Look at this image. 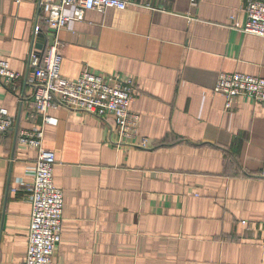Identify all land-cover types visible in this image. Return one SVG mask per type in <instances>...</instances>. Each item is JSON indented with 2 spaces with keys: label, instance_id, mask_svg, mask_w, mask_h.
<instances>
[{
  "label": "crops",
  "instance_id": "crops-1",
  "mask_svg": "<svg viewBox=\"0 0 264 264\" xmlns=\"http://www.w3.org/2000/svg\"><path fill=\"white\" fill-rule=\"evenodd\" d=\"M125 1L58 35L61 77L132 79L137 119L124 139L112 116L47 111L56 123L42 142L63 197L54 264H264V104L238 97L228 109L212 91L219 73L264 78V38L232 28L247 0ZM39 4L0 0V60L19 74L12 89L0 82L15 122L0 134V264H24L27 251L36 152L17 139L41 123L26 82L30 53L52 43Z\"/></svg>",
  "mask_w": 264,
  "mask_h": 264
},
{
  "label": "built area",
  "instance_id": "built-area-1",
  "mask_svg": "<svg viewBox=\"0 0 264 264\" xmlns=\"http://www.w3.org/2000/svg\"><path fill=\"white\" fill-rule=\"evenodd\" d=\"M188 1L193 3L195 0ZM128 6L125 0H40L41 22L48 32L47 40L51 36L52 43L45 46L40 55L30 53L26 78L31 88L29 118L35 120L39 116L41 123L21 131L17 139L20 146L36 152L34 165L27 171L30 182L25 185L31 213L24 264H54L53 258L61 240L63 197L53 184L55 155L44 148L42 142L43 126L56 123V119L49 117L47 111L64 108L98 119L112 116L120 138L127 139L135 133L137 117L130 110L136 96L133 80L119 75L95 74L87 69L74 81L61 77L62 45L59 32L71 19L81 20L85 11L124 10ZM67 7L73 10L72 18L64 13ZM244 10V25L234 21L232 28L264 38V1L247 0ZM39 32L40 27L35 25L34 33ZM18 78L19 74L13 72L6 61L0 60V82L12 89ZM212 91L225 99L228 109L238 97L264 104L263 77L219 73ZM14 123V118L6 110H0V134L11 130ZM139 146L145 147V142Z\"/></svg>",
  "mask_w": 264,
  "mask_h": 264
},
{
  "label": "water",
  "instance_id": "water-1",
  "mask_svg": "<svg viewBox=\"0 0 264 264\" xmlns=\"http://www.w3.org/2000/svg\"><path fill=\"white\" fill-rule=\"evenodd\" d=\"M16 131H17V129H16Z\"/></svg>",
  "mask_w": 264,
  "mask_h": 264
}]
</instances>
